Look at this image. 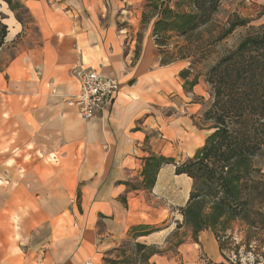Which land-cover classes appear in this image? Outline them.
Returning a JSON list of instances; mask_svg holds the SVG:
<instances>
[{"label": "crops", "instance_id": "obj_1", "mask_svg": "<svg viewBox=\"0 0 264 264\" xmlns=\"http://www.w3.org/2000/svg\"><path fill=\"white\" fill-rule=\"evenodd\" d=\"M144 0H0V264H107L126 246L167 248L192 180L175 165L211 133L205 95L185 90L187 61L161 65ZM95 71L119 84L105 111L84 120L69 97ZM151 156L173 160L145 189ZM173 219L174 222H170ZM148 227L133 237L132 230ZM169 246V245H168ZM221 256L211 231L145 263L202 264Z\"/></svg>", "mask_w": 264, "mask_h": 264}, {"label": "trees", "instance_id": "obj_2", "mask_svg": "<svg viewBox=\"0 0 264 264\" xmlns=\"http://www.w3.org/2000/svg\"><path fill=\"white\" fill-rule=\"evenodd\" d=\"M17 9L11 0H2ZM219 0H155L152 8V38L161 57V65L191 61L189 69L180 73L187 82L194 63L212 56V46L231 35L245 21L228 23L224 33L211 43L198 45L195 35L206 26L217 10ZM7 28L0 15V48ZM174 40V41H173ZM173 41L172 52L167 48ZM182 42V43H181ZM200 76V75H199ZM198 74L187 83L192 88ZM213 102L204 114L211 122V133L196 154L183 164L175 165L177 175L192 180L189 199L180 214L182 224L191 231L193 240L209 230L216 241L225 236L229 225L239 221L247 227L264 225V182L257 159L264 153V26L253 28L231 52L218 57L204 73ZM186 84V83H185ZM173 160L151 156L145 160L142 185L150 189L158 170ZM178 225L177 228H180ZM148 227L139 226L133 235L147 234ZM130 257L107 264L145 263L157 252L155 247L134 244Z\"/></svg>", "mask_w": 264, "mask_h": 264}, {"label": "rangeland", "instance_id": "obj_3", "mask_svg": "<svg viewBox=\"0 0 264 264\" xmlns=\"http://www.w3.org/2000/svg\"><path fill=\"white\" fill-rule=\"evenodd\" d=\"M153 1L155 0H144L143 2L139 21V30L142 32L147 30L149 25L153 26L156 20V18L152 19V8L148 7L149 4L147 3ZM239 21H245L246 23L238 25L231 35L213 45L212 56L210 58L194 63V70L188 77L187 82H185V90H188L189 86L187 83H190L194 79V76L198 74V76L200 75L198 83L203 84L205 87V95L203 97L193 98L195 101L201 102L203 106L202 113L197 121L198 124H202L203 126H211V122L205 121L203 116L210 109L213 102L212 91L210 86L205 82L204 73L210 65L217 61L220 55L233 51L253 28L264 26V0H219L217 10L212 15L210 22L206 26L201 27L194 37L198 45L211 43L215 38L224 33L228 23H238ZM173 41L170 42L167 48L168 52H172ZM187 63V69H189L191 61L187 60ZM257 165L261 169V175L258 177L259 181L264 182V153L258 157ZM170 222H174L173 219ZM178 225L180 224H176L169 237L170 241L167 244V248H163L164 250L154 249V252L162 253L166 249L172 252L173 248L183 238L188 237L189 228L184 225L177 228ZM256 227H247L239 221L231 223L229 225L230 229L225 232V236L220 239V242L215 240L219 248L221 261L219 263H212L207 260L204 254H201L200 259L202 260V264H264V225ZM191 239L193 240L192 234ZM133 248L131 245L126 246L125 250H123L124 254L127 253V256L130 257L134 252Z\"/></svg>", "mask_w": 264, "mask_h": 264}, {"label": "built area", "instance_id": "obj_4", "mask_svg": "<svg viewBox=\"0 0 264 264\" xmlns=\"http://www.w3.org/2000/svg\"><path fill=\"white\" fill-rule=\"evenodd\" d=\"M118 92L119 84L116 80L88 71L79 76V91L69 97L68 102L77 107L84 120H89L105 111Z\"/></svg>", "mask_w": 264, "mask_h": 264}]
</instances>
